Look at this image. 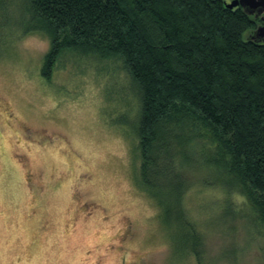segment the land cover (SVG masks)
I'll list each match as a JSON object with an SVG mask.
<instances>
[{
  "label": "rangeland",
  "instance_id": "1",
  "mask_svg": "<svg viewBox=\"0 0 264 264\" xmlns=\"http://www.w3.org/2000/svg\"><path fill=\"white\" fill-rule=\"evenodd\" d=\"M28 4L0 3V264H264V222L200 140L184 207L202 243L187 253L137 186L139 106L122 63L70 51L45 79L50 38L27 30Z\"/></svg>",
  "mask_w": 264,
  "mask_h": 264
},
{
  "label": "trees",
  "instance_id": "2",
  "mask_svg": "<svg viewBox=\"0 0 264 264\" xmlns=\"http://www.w3.org/2000/svg\"><path fill=\"white\" fill-rule=\"evenodd\" d=\"M28 2L27 30L50 38L45 79L70 51L122 63L139 106L137 186L191 240L187 253L197 257L202 243L184 207V173L197 168L190 150L198 140L264 222V42L251 38L257 19L224 0Z\"/></svg>",
  "mask_w": 264,
  "mask_h": 264
},
{
  "label": "water",
  "instance_id": "3",
  "mask_svg": "<svg viewBox=\"0 0 264 264\" xmlns=\"http://www.w3.org/2000/svg\"><path fill=\"white\" fill-rule=\"evenodd\" d=\"M226 7L233 9L237 6H241L243 11L251 15L254 11L259 13L264 12V0H233L230 3H225ZM251 38L257 42H264V17L263 23L260 24L251 35Z\"/></svg>",
  "mask_w": 264,
  "mask_h": 264
},
{
  "label": "flooded vegetation",
  "instance_id": "4",
  "mask_svg": "<svg viewBox=\"0 0 264 264\" xmlns=\"http://www.w3.org/2000/svg\"><path fill=\"white\" fill-rule=\"evenodd\" d=\"M238 8H241L243 10V8L241 6H237ZM255 19L258 20L259 25L263 23V17H264V12L263 13H259L258 11H254L253 14H251ZM258 25V26H259Z\"/></svg>",
  "mask_w": 264,
  "mask_h": 264
}]
</instances>
